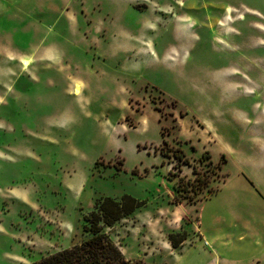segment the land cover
<instances>
[{
  "label": "rangeland",
  "instance_id": "374dc122",
  "mask_svg": "<svg viewBox=\"0 0 264 264\" xmlns=\"http://www.w3.org/2000/svg\"><path fill=\"white\" fill-rule=\"evenodd\" d=\"M1 31L33 65L8 95L0 73V264L82 242L125 194L129 259L206 264L199 204L223 177L264 192V0H0Z\"/></svg>",
  "mask_w": 264,
  "mask_h": 264
},
{
  "label": "crops",
  "instance_id": "0c3cea01",
  "mask_svg": "<svg viewBox=\"0 0 264 264\" xmlns=\"http://www.w3.org/2000/svg\"><path fill=\"white\" fill-rule=\"evenodd\" d=\"M30 54L14 46L9 33L0 32V73L12 80L2 83L7 87V95L11 94L17 76L32 68L33 64L28 62ZM259 166L264 169V159ZM235 179L239 180L223 177L221 185L199 204L197 238L209 258L206 264H264V192L248 176L239 175ZM238 186L254 191L259 208L251 205L245 193L236 191ZM190 238L183 243V250Z\"/></svg>",
  "mask_w": 264,
  "mask_h": 264
},
{
  "label": "trees",
  "instance_id": "16d2710c",
  "mask_svg": "<svg viewBox=\"0 0 264 264\" xmlns=\"http://www.w3.org/2000/svg\"><path fill=\"white\" fill-rule=\"evenodd\" d=\"M145 202L125 194L121 199L105 196L97 200L94 209L85 216L83 229L90 236L71 247L59 250L28 264H140L129 259L109 236L107 228L133 214ZM187 236L172 233L169 240L174 248Z\"/></svg>",
  "mask_w": 264,
  "mask_h": 264
}]
</instances>
